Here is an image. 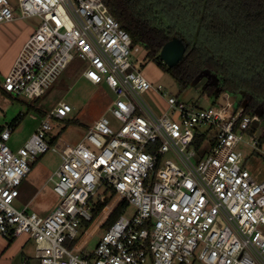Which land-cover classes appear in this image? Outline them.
<instances>
[{
    "label": "built area",
    "instance_id": "2783aa9c",
    "mask_svg": "<svg viewBox=\"0 0 264 264\" xmlns=\"http://www.w3.org/2000/svg\"><path fill=\"white\" fill-rule=\"evenodd\" d=\"M32 16L42 23L22 47L4 89L41 97L78 57L85 63L82 76L113 90L108 109L120 124L103 114L78 143L58 149L60 132L50 134L53 121L73 110L62 100L45 116L34 115L36 130L15 150L9 144L14 126L4 125L0 233H27L36 241L40 264H264V180L244 166L239 149L246 143L264 155V128L261 135L255 132L264 125L260 111L245 113L226 94L225 104L210 108L170 96L168 110L158 114L143 96L153 82L134 59L143 48L133 45L105 0H0V22ZM199 131L216 136L203 156L194 145ZM49 150L60 153L54 190L62 202L48 215L16 207L31 163ZM107 187L115 194L93 218V202ZM122 200L133 214L122 213L104 228Z\"/></svg>",
    "mask_w": 264,
    "mask_h": 264
},
{
    "label": "trees",
    "instance_id": "16d2710c",
    "mask_svg": "<svg viewBox=\"0 0 264 264\" xmlns=\"http://www.w3.org/2000/svg\"><path fill=\"white\" fill-rule=\"evenodd\" d=\"M105 1L130 34L133 45H141L147 58L171 73L183 88L208 75L204 86L210 95L216 94L218 99L222 93L228 94L245 107V113L259 110L264 120V0ZM174 36L183 38L187 50L177 65L169 67L162 60L161 51ZM0 89L16 97L2 83ZM32 109L40 116L50 111L29 103V110ZM22 117L23 114L16 116L11 124L16 126ZM63 120L78 122L76 118ZM3 127L0 125V130ZM215 141L212 132L199 131L194 141L198 154L209 152ZM114 194L112 187L99 193L93 202V218ZM127 206V201L122 200L103 227L108 228ZM91 222L86 221L85 225Z\"/></svg>",
    "mask_w": 264,
    "mask_h": 264
},
{
    "label": "rangeland",
    "instance_id": "374dc122",
    "mask_svg": "<svg viewBox=\"0 0 264 264\" xmlns=\"http://www.w3.org/2000/svg\"><path fill=\"white\" fill-rule=\"evenodd\" d=\"M11 1L15 2V0ZM41 23L42 20L38 16L0 22V83H3L10 72L25 42ZM134 59L136 67L153 82V89L145 92L143 96L158 114L168 110L166 101L170 96L198 108L220 105L216 94L210 95L205 90L204 83L199 85L201 80L195 79L189 86L183 88L171 73L154 60L147 58L144 49H141ZM84 68V61L76 57L54 80L47 92L36 100L19 96L16 98L4 94L0 89V125L9 124L16 116L23 114L20 122L14 126L9 141L14 150L25 143L39 124V119L34 117L39 113L35 109L29 110V103L47 110H51L62 100L73 106L67 119L76 118L78 122L53 121L54 128L50 134L60 132L55 143L58 149L65 144L78 143L88 131L89 126L103 114L111 118L115 127L119 126V121L108 109L116 97L113 90L105 82L94 84L82 76ZM159 85L162 86L161 89H158ZM201 128L206 130L208 125H203ZM263 128L264 125H260L255 131L256 134L261 135ZM244 139L251 142L252 134L246 132ZM239 149L245 156L244 166L250 170L256 180H264V155L260 152V154L253 152V148L246 143H241ZM60 162L61 157L58 151L49 150L38 155L37 159L31 163L30 173L19 186L20 194L14 200V205L18 208L27 206L28 212L35 211L40 215L50 214L62 202V196L54 190L55 172ZM133 212L134 207L130 206L123 211V214L131 216ZM102 216L98 217L99 220ZM99 220L94 227L97 226ZM103 232L104 228L99 234ZM11 237L14 236L0 233V264H23L24 258L30 260L29 264H40L36 257V241L33 238L24 233L15 236L11 242ZM97 239L98 237L90 242L89 249L94 248Z\"/></svg>",
    "mask_w": 264,
    "mask_h": 264
},
{
    "label": "water",
    "instance_id": "95a60500",
    "mask_svg": "<svg viewBox=\"0 0 264 264\" xmlns=\"http://www.w3.org/2000/svg\"><path fill=\"white\" fill-rule=\"evenodd\" d=\"M187 50V46L183 38L179 36H174L172 39H170L162 48L161 51V58L162 60L169 66L173 67L177 65L185 55V52ZM210 76H204L199 85L205 83ZM226 94L222 93L219 97V103L225 104L226 103ZM232 100H235L232 98Z\"/></svg>",
    "mask_w": 264,
    "mask_h": 264
},
{
    "label": "bare ground",
    "instance_id": "6f19581e",
    "mask_svg": "<svg viewBox=\"0 0 264 264\" xmlns=\"http://www.w3.org/2000/svg\"><path fill=\"white\" fill-rule=\"evenodd\" d=\"M100 220H101V219H100ZM100 220H99V221H100Z\"/></svg>",
    "mask_w": 264,
    "mask_h": 264
},
{
    "label": "crops",
    "instance_id": "0c3cea01",
    "mask_svg": "<svg viewBox=\"0 0 264 264\" xmlns=\"http://www.w3.org/2000/svg\"><path fill=\"white\" fill-rule=\"evenodd\" d=\"M87 79V78H86Z\"/></svg>",
    "mask_w": 264,
    "mask_h": 264
}]
</instances>
